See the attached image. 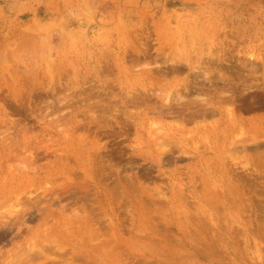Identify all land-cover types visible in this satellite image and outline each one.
I'll use <instances>...</instances> for the list:
<instances>
[{
  "label": "rangeland",
  "instance_id": "rangeland-1",
  "mask_svg": "<svg viewBox=\"0 0 264 264\" xmlns=\"http://www.w3.org/2000/svg\"><path fill=\"white\" fill-rule=\"evenodd\" d=\"M0 264H264V0H0Z\"/></svg>",
  "mask_w": 264,
  "mask_h": 264
}]
</instances>
